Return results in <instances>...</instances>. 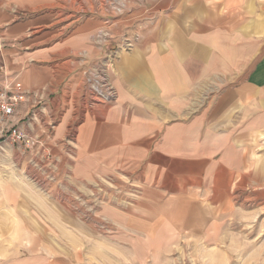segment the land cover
<instances>
[{
  "label": "crops",
  "instance_id": "obj_1",
  "mask_svg": "<svg viewBox=\"0 0 264 264\" xmlns=\"http://www.w3.org/2000/svg\"><path fill=\"white\" fill-rule=\"evenodd\" d=\"M17 2L33 15L9 26L1 4L20 41L0 67L28 94L17 122L37 145L0 148V264H184L199 247L223 250L208 264H233L237 248L239 264H264V222L248 234L253 214L232 204L264 186V160L251 162L264 146V0H126L121 15L103 0ZM110 18L105 52L92 35ZM105 58L112 104L85 85Z\"/></svg>",
  "mask_w": 264,
  "mask_h": 264
},
{
  "label": "rangeland",
  "instance_id": "obj_2",
  "mask_svg": "<svg viewBox=\"0 0 264 264\" xmlns=\"http://www.w3.org/2000/svg\"><path fill=\"white\" fill-rule=\"evenodd\" d=\"M1 4H7L9 11L12 14V21L9 24V26H14L16 23L21 22V21H25L27 20L29 17H31L33 15V12H31L30 10H26V9H22L21 7H19V3L17 2V0H0V6ZM264 5V4H261ZM104 6V4H103ZM105 8V6H104ZM110 14V13H109ZM112 15V14H110ZM107 21H111V18L108 19ZM106 21V23H107ZM112 24L106 29L108 30V32L112 33ZM9 26H4V27H0V53L3 50L6 49H10V48H16L18 47V43L20 41V38L14 39L13 37L17 36L18 34L15 31H8V33H3V30H5L7 27ZM105 29V28H103ZM13 30V29H12ZM102 29H99L97 31H95L92 35L93 37V42L95 43V45L99 46L100 48H103L105 50V52H109V47L114 46V39L112 41H110L109 43H106L105 41L103 42H98V34ZM106 44L108 46H106ZM110 45V46H109ZM112 51V50H110ZM84 59V58H83ZM106 61L104 62H100L98 65L95 66H91V67H87L84 75H85V85L89 88V90L91 92H93L94 94V90L91 89V78L90 75L91 73H94L96 71L98 72H103L102 74L104 75V78H106L107 80H110V82L113 85L112 82V65L110 63H106L108 60H110V58H105ZM4 75H6V77H8L9 79H12L14 81H18V76L15 73H12L6 66L4 67ZM118 98V95H117ZM117 100V99H116ZM115 100V101H116ZM114 101V102H115ZM96 103H100V104H112V103H107V102H100L98 100H95ZM43 106H45V101L42 98H37V102L34 106V108L31 110V118H33L36 115V111H38L37 109H39V111H41L43 109ZM254 150H253V156H252V163H256L259 162L261 164V162L264 160V146L262 147L259 144H255L251 146ZM235 191V195H237L235 197V200H233V207L237 210V214L238 211L240 209V207H242V209L247 210L248 213L253 214V216H249L248 217V222H247V230H248V234H250L251 232H255V226L257 224H262V222H264V186H258V185H254L251 184L249 182V185L247 186H243L242 189L237 188L234 190ZM237 193V194H236ZM256 211L259 212L258 216L255 215ZM263 211V212H261ZM263 213V215H262ZM232 230H233V239L237 240L239 239V226H240V217L237 215L236 217L232 218ZM101 223L98 224L97 229L99 230V234L101 236H112L113 234V228H112V223H110V221L108 220H104V219H100ZM219 239V238H218ZM233 251V260L232 262H234L233 264H239V249H234ZM254 251L255 249H249L248 255L252 254L251 256L254 257ZM185 256H189L185 259L184 264H208L207 263V257H215V256H219V255H223V250L222 249H203V247H199L197 249H192V250H186ZM253 261H255V257L252 259ZM254 264V263H253Z\"/></svg>",
  "mask_w": 264,
  "mask_h": 264
},
{
  "label": "built area",
  "instance_id": "obj_3",
  "mask_svg": "<svg viewBox=\"0 0 264 264\" xmlns=\"http://www.w3.org/2000/svg\"><path fill=\"white\" fill-rule=\"evenodd\" d=\"M105 11L110 14L121 15L126 9V0H103ZM112 24L107 21L106 28L102 29L98 34V42L109 43L112 41L113 35L106 30ZM106 46H108L106 44ZM130 48V44L126 45ZM106 63H111L107 61ZM103 72L96 71L91 73V89L94 90L96 99L100 102L112 103L117 99V91L110 80L104 78ZM28 94L24 91L21 84L17 81L9 79L4 75V67H0V148L3 144H11L22 147L25 150H31L37 145V140L33 136L22 130L17 122L18 109L22 103L27 100ZM31 116V114H29Z\"/></svg>",
  "mask_w": 264,
  "mask_h": 264
},
{
  "label": "water",
  "instance_id": "obj_4",
  "mask_svg": "<svg viewBox=\"0 0 264 264\" xmlns=\"http://www.w3.org/2000/svg\"><path fill=\"white\" fill-rule=\"evenodd\" d=\"M109 50H115V46H111L108 48Z\"/></svg>",
  "mask_w": 264,
  "mask_h": 264
},
{
  "label": "bare ground",
  "instance_id": "obj_5",
  "mask_svg": "<svg viewBox=\"0 0 264 264\" xmlns=\"http://www.w3.org/2000/svg\"><path fill=\"white\" fill-rule=\"evenodd\" d=\"M108 81H109V80H108ZM94 97H95V96H94ZM95 98H96V97H95ZM95 98H94V99H95Z\"/></svg>",
  "mask_w": 264,
  "mask_h": 264
}]
</instances>
